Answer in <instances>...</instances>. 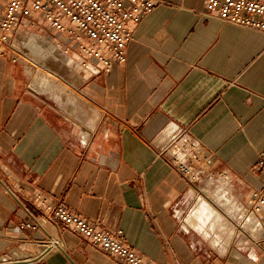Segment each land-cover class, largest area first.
<instances>
[{
  "label": "crops",
  "instance_id": "obj_1",
  "mask_svg": "<svg viewBox=\"0 0 264 264\" xmlns=\"http://www.w3.org/2000/svg\"><path fill=\"white\" fill-rule=\"evenodd\" d=\"M156 2L133 25L126 61L110 68L80 64L48 27L47 37L32 32L69 66L60 79L39 62L62 85L53 95L31 85L26 64L1 47L0 264H125L48 221L37 192L122 231L154 264H264V232L223 250L189 224L199 187L163 151L176 129L187 130L209 170L229 177L230 215L239 220L261 180L253 166L264 153V31L209 15L207 0ZM29 220L40 226L21 229ZM50 237L60 245L46 248Z\"/></svg>",
  "mask_w": 264,
  "mask_h": 264
},
{
  "label": "built area",
  "instance_id": "obj_2",
  "mask_svg": "<svg viewBox=\"0 0 264 264\" xmlns=\"http://www.w3.org/2000/svg\"><path fill=\"white\" fill-rule=\"evenodd\" d=\"M156 3V0H0V51L4 47L11 54L20 53L14 45L18 32L42 33L48 27L63 37L59 42L66 46L67 53L78 54L80 64L96 59L110 68L126 61L133 25L140 23ZM206 8L209 15L225 22L264 31V0H207ZM163 151L168 162L192 182H197L201 172L207 170L199 143L183 128L172 133ZM253 168L261 176L260 186L251 192L244 210L256 213L264 223V153ZM33 200L44 207L43 215L56 227L86 237L125 264H154L124 243L122 231L103 230L63 201L51 202L40 192L33 195ZM39 226L34 220L20 224L23 230H36ZM45 245L54 248L60 241L50 237Z\"/></svg>",
  "mask_w": 264,
  "mask_h": 264
},
{
  "label": "bare ground",
  "instance_id": "obj_3",
  "mask_svg": "<svg viewBox=\"0 0 264 264\" xmlns=\"http://www.w3.org/2000/svg\"><path fill=\"white\" fill-rule=\"evenodd\" d=\"M17 35L14 45L21 50L19 60L26 64L27 71L32 75V84L39 90L45 92L49 91L50 94L53 95L56 88L62 87V85L60 86L57 82L58 78L43 67L39 68L38 71L35 70L34 65H36V62H42L57 72L59 71V66L63 68H68L69 66L65 62H62L60 65L54 64L58 58L56 57V52L53 50L54 44L48 38L32 32L28 34L18 32ZM56 62L60 63L59 61ZM72 74L75 75L73 70ZM227 177L228 176H225L224 180L220 182V185L210 190V196H207V193L203 192L204 198L199 202L198 207L190 214L188 220L190 225L204 232L207 237L211 238L214 245H221L223 250H227L228 246L232 244V239L235 237L234 233L237 232L236 229H238V223L230 215V211L235 208L237 203L235 199L230 197L229 188H227ZM207 187L210 188L209 186ZM222 207L228 208V213ZM243 214H247V212ZM239 223H242L241 228L250 232L253 238L258 239L263 235L264 226L256 213H251L244 223L242 221H239Z\"/></svg>",
  "mask_w": 264,
  "mask_h": 264
},
{
  "label": "rangeland",
  "instance_id": "obj_4",
  "mask_svg": "<svg viewBox=\"0 0 264 264\" xmlns=\"http://www.w3.org/2000/svg\"><path fill=\"white\" fill-rule=\"evenodd\" d=\"M46 26H49L48 24H46ZM33 32H36V31H34V30H32ZM46 31H48V29L47 28H45V31H42V34L43 35H45L46 37H47V33H46ZM49 32H51V31H49ZM52 40V39H51ZM54 42H56L55 40H53ZM20 54H21V52L20 53H18V54H13V55H15V57H17L18 59H19V57H20ZM60 62H62V61H64V60H62V58H61V60H59ZM34 67L36 68V69H39V68H41V67H43V68H46V67H44V65L43 64H41V63H37V65H34ZM59 68V71L58 72H66V69L65 68H63V67H61V66H59L58 67ZM48 70H50V69H48ZM50 71H54V72H56L57 74V76L58 77H60V79H61V75H59V73L57 72V71H55V70H50ZM64 81V80H63ZM31 82V81H30ZM31 85H33L32 84V82H31ZM34 86V85H33ZM203 156V155H202ZM204 157V156H203ZM206 159V169L207 170H204V171H202L201 172V175L199 176V180L197 181V182H195V183H197V186L199 187V188H195V192H194V194H193V197L195 198L192 202H191V204H190V207H189V209H188V213H189V215L198 207V205H199V202L204 198V194H203V192L204 193H207V196H210V194H211V189H214V188H216L218 185H220L221 183V181L222 180H224V178H225V176L224 175H221V176H216V175H214L213 174V172H211L210 170H209V168H210V165H211V161L210 160H208L207 158H205ZM217 185V186H216ZM207 186H209L210 188H208ZM205 187V188H204ZM204 188V189H203ZM200 190H203L202 192L200 191ZM209 192V193H208ZM201 195H203V196H201ZM244 212H246L245 210H244ZM243 212V213H244ZM243 213H238L237 214V218H239V220H237L236 222L238 223L237 225H238V229H236V231L237 232H235L234 233V240H232L233 242H236L235 244H244V243H250L252 240H255V238H253L252 236H251V233L250 232H248V231H245L243 228H241V226H242V223L240 224L239 223V221H242L243 223L247 220V218L250 216V214L251 213H249V212H247V214H243ZM263 223V222H262ZM263 226H264V223H263ZM236 237H238L239 239L237 240L236 239ZM235 240H237V241H235ZM212 242V241H211ZM213 243V242H212ZM219 247V246H218Z\"/></svg>",
  "mask_w": 264,
  "mask_h": 264
}]
</instances>
